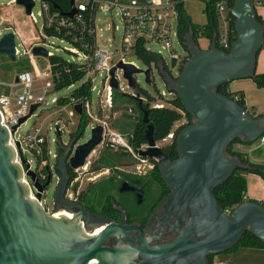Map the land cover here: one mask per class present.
Instances as JSON below:
<instances>
[{
	"label": "water",
	"instance_id": "95a60500",
	"mask_svg": "<svg viewBox=\"0 0 264 264\" xmlns=\"http://www.w3.org/2000/svg\"><path fill=\"white\" fill-rule=\"evenodd\" d=\"M205 2L211 0H204ZM28 15L33 0H16ZM60 11L58 5L52 4ZM60 13L72 18L76 13L73 0L70 9ZM230 13L235 39L229 51L216 48L215 36L207 49H200L190 32L184 46L189 58L176 77L164 70L157 73L167 91L176 95L192 122L176 136L177 158L168 160L153 138V126L147 111L142 109L136 74L142 73L146 85L151 84L152 69L141 70L119 61L109 71V86L118 94L128 95L138 103L142 122L146 124L145 149L138 154L158 163L160 177L169 193L158 203L147 226L163 215L154 229L144 232L137 224L128 223L124 209L118 207V221L108 216L90 214L77 205H67L63 194L70 181L68 167L75 171L83 167L86 158L103 140V127L90 129L89 138L74 147L58 142L62 150L57 157L60 173L53 203L72 217L49 214L30 196L23 181V169L40 198L51 179L48 173L41 184L24 158L16 161V150L9 143V132L0 123V264H210L207 256L228 250L249 231L264 243V207L246 200L226 213L213 195V189L225 182L237 169H245L238 158L228 155L226 147L236 139L251 144L264 134V114L253 116L232 98L216 88L233 80L251 78L256 72L257 55L264 42V22L257 20L254 0H232ZM15 33L9 31L0 38V54L11 60L15 55ZM33 56L48 57L40 45L31 48ZM122 71L131 93L122 92L116 72ZM17 82V76L14 78ZM37 105L30 107L29 115ZM74 111L82 114L81 105ZM28 115V116H29ZM23 117L18 125L26 120ZM16 130V126L12 131ZM120 192L132 191L137 204L142 191L123 182ZM172 235L168 240L163 236Z\"/></svg>",
	"mask_w": 264,
	"mask_h": 264
},
{
	"label": "built area",
	"instance_id": "2783aa9c",
	"mask_svg": "<svg viewBox=\"0 0 264 264\" xmlns=\"http://www.w3.org/2000/svg\"><path fill=\"white\" fill-rule=\"evenodd\" d=\"M15 2L16 0H9L7 4L11 5ZM39 3L41 6V12L34 15L32 7L30 13L27 15L28 20L35 25L37 23V16L41 17L42 31L44 32L45 29H48L52 31L53 35L49 36L45 33L44 35H40L37 39L38 41L29 45L27 51L31 54V48L33 45H40L43 47L49 46L53 48V43L48 42L49 37L59 39V43H68L70 48L63 46L58 49L54 47V49L56 51L59 50L69 53V55H71L70 60L85 66L86 74L84 76V81H88L90 86L89 96L81 95L75 97L69 95L65 98L64 102L60 103L59 96L56 97L50 95L48 85L44 83L46 77L40 76L39 71L23 70L16 75L17 82L7 86V94H0V123L9 132V143L14 148L16 142H19L20 145V148L16 150V161L20 163V159L22 158L27 161L24 157L26 151L33 155L35 158V166L32 169L30 161H28L29 169L36 173V177L40 182V180L46 179L45 173L47 171L51 177H55L54 173L57 174L55 163L58 155L56 150L54 152L50 150V142L48 138V133L51 130V127L50 125H47V130H44L41 125H33L31 131L26 132L23 136H19L17 131L21 124L25 123V121L31 117H37L39 115V109L42 110L44 106L54 107L57 104H62L61 109L57 112V114L59 116H61L62 113L66 114L67 119L65 124L67 126H72L74 125V121L71 118L69 109L71 108V110L74 111V106L79 104L82 108L81 115L85 114V116L89 118L88 125L90 126V129L96 125H101L103 127L104 138V135L109 131L107 121L97 118V109L93 108L92 101L90 100L92 92L95 90L93 85L94 79L102 76L99 82L100 89L97 93V97L101 94L103 96V102L111 108L113 89L109 86V71L119 61L132 64L137 67L134 61L127 59L126 57H134V51L138 44L143 45V47L148 51L156 53L162 57L167 63L171 73L174 70H177L179 73V63L182 56L173 48L171 42V20L173 17L176 19V10L171 0H73L76 13L72 18L63 16L59 10L54 9L48 3L40 0ZM89 5H96L97 10H114L115 14L119 17L122 24L120 44L119 46H115L113 51L100 50L96 45L95 26L94 29H92L85 25L83 13ZM211 7L215 12L218 21L217 30L214 33L216 48L227 52L229 51L230 45L236 36L233 27L235 18L230 13L232 3H230V0H211ZM116 28L117 27L114 25L113 31L116 30ZM88 34H93L95 44L86 40L85 37ZM174 36L176 37V23ZM148 45L160 46V48L166 52L168 60H166L161 53L148 48ZM47 54L48 56H52L54 52L47 50ZM185 54H187L186 51ZM15 55H20V51L16 45ZM119 76L122 78L121 70L116 72L117 79ZM55 78L56 75L53 76L50 70L49 79L51 80L53 90L55 87ZM36 79L40 81V86L37 91L33 93V83ZM151 79H153L152 76ZM124 81L126 82V80ZM129 92L131 93L130 89ZM160 95L164 98V91H161ZM33 104H36L37 107L34 112L29 115L30 107ZM155 106L161 107L162 103H157ZM26 116V120L18 125L19 120ZM60 120V118H57V122ZM15 126L16 130L12 131V128ZM58 128L59 126L57 123L55 131H61V129ZM111 134L113 133L111 132ZM172 136L173 133H169L163 140H167L168 138L171 139ZM259 140L264 141V137L260 136ZM54 142L56 149V139ZM145 146L146 145L142 146L140 150L145 149ZM123 147L130 151L133 157L137 160L139 166L142 164V166L147 167L148 170H150L154 164L157 163L148 157L140 156L138 154L139 151L134 152L127 145H124ZM235 147L240 148L241 145L236 143ZM22 179L29 188L30 196L36 199L40 205L46 209V207L42 204V198L36 197L37 190L35 189L29 176L26 175V170L24 169ZM76 180H78L77 175L72 178L71 183ZM225 212L229 213L230 211L225 210Z\"/></svg>",
	"mask_w": 264,
	"mask_h": 264
},
{
	"label": "rangeland",
	"instance_id": "374dc122",
	"mask_svg": "<svg viewBox=\"0 0 264 264\" xmlns=\"http://www.w3.org/2000/svg\"><path fill=\"white\" fill-rule=\"evenodd\" d=\"M184 9L186 13L190 16V19L194 25L202 26L206 23V16L204 13L205 1L204 0H184ZM9 0H0V38L2 35L9 31H13L16 34L15 37V45L20 51V55L16 56L14 60H11L9 56L5 54H0V94H7L8 85L14 83V77L22 70H34L39 71L40 76L46 77L45 84L48 85V89L51 96H61L60 103L65 101V98L68 94L71 93L73 87L65 88L60 91H54L51 86L50 76V64L47 57L41 56H32L28 50L29 44H33L38 41V37L40 35H44V32L41 29L42 18L37 16V23L34 25L28 20V16L25 14L23 8L20 5L7 4ZM35 4L32 8L34 15H37L41 12V6L39 0H34ZM175 18L173 17L171 20L172 30H171V42L173 48L177 51L181 56L185 54L184 49L179 45L177 38L175 35ZM95 36H96V45L100 50L113 51L115 46H119L120 37L122 31V24L119 17L115 14L114 10H102L98 9L95 13ZM116 26V30L113 31V26ZM18 29L24 30L30 37V43L27 45L22 44L21 37ZM49 43H53V48L49 46H45L46 50L53 51L66 59H70L71 55L65 51L55 50V48L59 47H67L70 48L68 43H59V39L55 37L48 38ZM209 39L200 35L197 38V45L200 49H207L209 47ZM148 48L152 49L155 52L161 53L163 57L168 60L167 54L164 50L160 48V46L156 45H148ZM25 51V52H23ZM127 59H130L135 62L137 67L141 70H145L147 66H145L142 62L134 59L131 56H127ZM28 61V67L22 66ZM21 65V66H19ZM172 75L176 77L178 75V71H172ZM152 77L153 82L150 85H146L145 77L142 73L136 74L134 76L137 88L144 89L149 94L155 96V104L165 102L164 100L172 97V94L167 91L165 84L157 73V69H152ZM102 76L96 77L93 81V85L95 90L92 92L91 101L93 108L97 109V118H100L98 110L101 111L102 120L107 121V125L109 127V131L104 135L102 142L97 145L94 150L89 154L86 158L85 164L83 167L79 168L75 173L78 177V180L73 181L69 184L68 193L71 194L73 190H81L86 187L89 182L88 179H92L94 183L91 187L90 196H95L98 200H102L105 194L112 193L118 199H122L116 190V182L119 181L117 177L118 171H128L133 174H142L148 171L147 167L142 166V164H138L137 160L133 157V155L128 150V153L124 154L121 148L124 145H127V136L131 133L134 122L138 117V113L134 109V103L127 102L123 99H115L113 102V112L109 113V107L103 102V96L100 94L97 97V93L100 89L99 82ZM119 86L122 92L130 93L127 88L126 82L119 76L118 78ZM81 83L77 82L74 84V87H79ZM40 86V81L38 79L33 83V90L35 93ZM17 88V87H15ZM161 91H164V98L159 94ZM159 92V93H158ZM69 96V95H68ZM161 97V98H160ZM62 104H57L54 107L44 106L39 109V115L37 117H31L25 121V123L21 124L18 128L17 134L19 136H23L26 132L32 130L33 125L42 126L44 130H47V125H50L51 130L48 133V138L50 142V150L52 152L55 151V142H62L67 145L71 139H75L71 137V133L76 129L79 123V118L81 115H78L74 111L70 110L71 118L74 121V125L67 126L65 121L67 119V115L62 113L61 116L57 114V112L61 109ZM57 118L61 120L57 122ZM58 123L61 131L56 130V124ZM179 124H176L174 127H178ZM111 132L113 134H111ZM90 136V126L84 128L83 136L79 139H75L74 147L80 143L86 141ZM170 139L168 138L165 141H158L156 145L160 146L163 143H168ZM112 145H111V144ZM122 149V150H121ZM27 161H30L32 169L35 166V158L28 151L25 152L24 156ZM96 159H100L99 162L96 163L100 167V171L98 173L88 172L90 169V163ZM139 167V168H138ZM87 171V172H86ZM110 171L112 173L111 176L104 177L107 172ZM55 177L52 176V184L46 190V195L42 198V204L46 207V203H48L47 207L51 203L52 194L56 186V182L59 180V175L54 173ZM115 180L113 183H108L109 180ZM91 181V180H90ZM73 183H77L73 185ZM150 193L149 199H153V195ZM127 209L130 210L132 216H138L143 213L146 206L137 207L133 205L132 202H127ZM48 211V210H47Z\"/></svg>",
	"mask_w": 264,
	"mask_h": 264
},
{
	"label": "trees",
	"instance_id": "16d2710c",
	"mask_svg": "<svg viewBox=\"0 0 264 264\" xmlns=\"http://www.w3.org/2000/svg\"><path fill=\"white\" fill-rule=\"evenodd\" d=\"M42 2L48 3L51 7L52 4L58 5L61 12H67L70 9V0H40ZM173 2L174 8L176 10V37L181 45V47L186 51V47L184 46V42L186 37L191 32L193 34L194 40L197 43V38L202 35L207 39H211L217 30V17L215 12L211 7V1L205 2L204 13L206 16V23L202 26L194 25L186 13L184 9V0H171ZM256 4H263L264 0H254ZM232 3V0H230ZM97 10L96 5H89L85 12L83 13L85 25L88 28L94 29V14ZM257 20L260 22H264L261 16H257ZM20 37L22 39V43L27 45L30 43L29 35L22 29H18ZM44 33L46 35H53L52 31L45 29ZM86 40L90 43L95 44V38L92 35H86ZM31 45V43L29 44ZM48 61L50 64L51 73L56 75L55 78V87L54 91H60L65 88H69L70 86L73 87L70 96H89L90 89H89V82L84 81V76L86 74L85 66L82 64H78L75 61L70 59H66L63 56L54 53L52 56H48ZM134 59L142 62L147 68L155 69L160 64H162L165 71H167L171 76L172 73L167 65V63L160 57L158 54L148 51L143 47V45L138 44L134 51ZM189 58L188 54L182 55V59L179 63L180 68ZM174 63V61H173ZM25 67H28V61L24 64ZM19 65V66H21ZM28 70V69H24ZM23 71V70H22ZM174 77V76H173ZM252 80L256 84L257 87L263 88L264 87V72L263 73H255L252 77ZM80 82L81 84L79 87H74V84ZM153 79H151V83ZM138 89V88H137ZM216 91L220 94L226 95L232 98L235 102H237L240 106L247 109L244 101V95L242 91H229L228 90V83L222 84L216 88ZM139 96L143 99L141 103L142 109L147 111V118L148 123L153 126V138L156 142L162 141L164 138L167 137L169 133H173L172 138L168 143H163L160 145L162 152L166 155L168 160H174L177 158L176 152V136L179 131L191 124L192 116L190 113L186 112L176 95L172 94V97L165 99V102H162L161 107L155 106V96L149 94L144 89H138ZM159 93V92H158ZM160 94V93H159ZM67 95V96H68ZM123 99L127 102L134 103V109L138 113V117L134 122L133 129L131 133L127 136V146L134 152H138L140 148L146 145V141L144 138L146 124L142 122V112L138 106V103L133 100L128 95H121L116 93L114 90L112 91V106L109 108V113L111 114L113 111V102L115 99ZM161 98V97H160ZM61 99V96H60ZM247 111L253 115L254 112ZM100 118H102L101 111L98 110ZM89 123V118L85 116V114L81 115L79 118V123L76 129L71 133V137L79 140L83 136L84 128ZM176 124H179L178 127H174ZM264 136V134L262 135ZM57 142V141H56ZM239 143L243 145L239 139H236L231 144H229L225 151L228 155L236 157L239 159L241 164L245 166V169H237L225 182L218 185L213 189V195L216 198L220 207L225 211H231L232 208L243 201L249 200L245 197L246 193V180L245 177L242 175L244 172H252L259 175L264 180V164H258L251 162L246 153L243 152L240 148H236L235 144ZM58 144V143H57ZM111 144V143H110ZM123 149V153H128L127 148L121 147ZM121 149V150H122ZM56 152L58 157L61 156L62 150L61 148L56 145ZM100 159H96L90 163V169L88 172L96 173L100 171V167L96 165ZM57 165V161L55 166ZM59 173V172H58ZM70 178H74V174L72 171H69ZM153 174L160 178L158 166L155 165L153 170ZM252 201V200H251ZM259 203L264 207V200L262 201H254ZM239 247H247V248H264V243L251 234L249 231H246L240 240L231 246L225 252H232ZM214 255L207 256L210 264H213L212 258Z\"/></svg>",
	"mask_w": 264,
	"mask_h": 264
},
{
	"label": "flooded vegetation",
	"instance_id": "af4514ba",
	"mask_svg": "<svg viewBox=\"0 0 264 264\" xmlns=\"http://www.w3.org/2000/svg\"><path fill=\"white\" fill-rule=\"evenodd\" d=\"M163 141H165V140H163ZM155 165L158 166V163H155L154 166L150 170H148L146 173H144V175L133 174V173L128 172V171H120V170L118 171L117 177L119 178V181L116 182L115 190L120 197H122L124 195L122 197V199H118V198H116V196L114 194L108 193V192H107V194H105V196L103 197L102 200H98L97 198H95V196H90L91 187L94 184L92 182V179H90L91 181L88 179L89 182L87 183L85 188H83L79 191H77L75 189V190H73L72 194H69L68 193V190H69L68 187H69V184L71 183V180H72L70 178V181L67 184L65 192L63 194V201L67 205H77V206L85 209L90 214H98V215L108 216V217H111L112 219H114L116 221H118L120 219V212H119V210H117V208L120 207V208L124 209V211L126 212L128 223H134V224L139 225L144 230V232L150 231L151 229H154L157 226V224L163 219V215H158L156 217V219H153L152 224L149 226H147V222H148L149 218L152 216V213L156 209L160 200L169 193V189L166 187V185L162 181L161 177L159 176L160 178H157V176H155L153 174V170L155 168ZM70 170L72 171V169H70L68 167V174H69ZM72 173L76 176V173L74 171H72ZM91 173H93V172H91ZM96 173H98V172H96ZM45 174H46V179H47L48 171ZM57 174L59 175V178H60V173H58V171H57ZM107 174L108 175H106L104 177H108V176L112 175V173H110V171H108ZM46 179L40 180V183L44 184ZM52 181L53 180L51 177L48 186L44 189L43 193L41 194V198H43L46 195L45 194L46 190L52 184ZM114 181H115L114 179L109 180L108 183H113ZM57 182H56V186H55V189L53 191V194H52V199H51V203L49 204V207H47L48 203H46V209L48 210V211L47 210L46 211L52 215H57V214H60L62 212V215H63V212L65 210L62 207H60L59 205H56L53 203V196H54V193L56 191ZM123 182H126L129 186H133V187L138 188L139 190L142 191V202H141V204L136 203L137 197H136V194L134 192H132V191L120 192L119 189H120L121 184ZM75 184H77V183H73V185H75ZM150 193L153 195L152 200L149 199ZM129 201L132 202L133 205H136L138 208L143 207L145 205L146 208L143 211V213L138 215V216H132L131 213L129 212L130 210H128L126 207L127 202H129ZM171 237H172V235L163 236V240H168Z\"/></svg>",
	"mask_w": 264,
	"mask_h": 264
},
{
	"label": "crops",
	"instance_id": "0c3cea01",
	"mask_svg": "<svg viewBox=\"0 0 264 264\" xmlns=\"http://www.w3.org/2000/svg\"><path fill=\"white\" fill-rule=\"evenodd\" d=\"M255 7L257 14L264 19V3L255 4ZM263 72L264 42L257 55L255 73ZM228 90L242 91L247 109L254 112L255 115L264 114V87H257L252 78L233 80L228 83ZM240 149L246 153L251 162L264 164V141L258 139L251 144L241 145ZM242 175L246 180L245 197L252 201L264 200V180L252 172H244ZM212 261L213 264H264V248L239 247L232 252L215 254Z\"/></svg>",
	"mask_w": 264,
	"mask_h": 264
},
{
	"label": "bare ground",
	"instance_id": "6f19581e",
	"mask_svg": "<svg viewBox=\"0 0 264 264\" xmlns=\"http://www.w3.org/2000/svg\"><path fill=\"white\" fill-rule=\"evenodd\" d=\"M60 213V212H59ZM56 216H62V217H65V218H70V217H72V215L70 214V213H68V212H63V215H62V212L60 213V214H57ZM95 263V261L94 260H92L91 262H90V264H94Z\"/></svg>",
	"mask_w": 264,
	"mask_h": 264
}]
</instances>
